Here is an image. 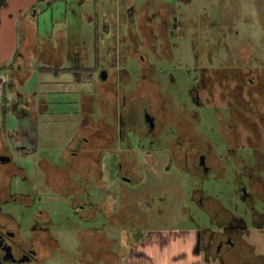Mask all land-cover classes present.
Here are the masks:
<instances>
[{
    "label": "flooded vegetation",
    "instance_id": "obj_1",
    "mask_svg": "<svg viewBox=\"0 0 264 264\" xmlns=\"http://www.w3.org/2000/svg\"><path fill=\"white\" fill-rule=\"evenodd\" d=\"M175 1L136 0L124 7L117 24L112 18L104 23L109 45L93 49L94 77L85 74L92 68L81 65L58 71L73 75L77 85L94 84L93 94L82 95L79 113L68 114L76 116L74 130L58 164L41 157L35 165L41 174L32 180L14 162L5 136L7 121L15 125L36 118L29 111L36 93L25 97L19 90L30 73L26 64L11 68L6 87L12 97L6 106L12 113H0V264H41L55 253L66 254L53 238L52 229L59 226L72 230L78 242L76 251L65 255L68 264L106 259L108 246L101 244L109 228L130 226L126 236L140 241L151 225L146 210L154 208L145 197L159 186L177 184L169 178L172 168L185 176V193L190 189L182 207L184 229L193 236L191 252L199 263L264 264V24L261 38L237 40L222 55L228 31L215 10L220 0H211L212 14L195 21L178 14ZM174 88L185 89L176 101ZM209 109L212 139L196 131L200 112ZM13 134L20 138L26 130ZM15 150L22 157L33 152ZM14 176L26 190L11 193ZM207 181L226 188L209 194L201 188ZM141 196L144 201L137 199ZM5 203L35 207L32 224L19 223L2 209ZM58 203L69 215L62 220L46 209ZM188 203L206 220L193 217ZM128 247L119 241L113 258L123 261Z\"/></svg>",
    "mask_w": 264,
    "mask_h": 264
},
{
    "label": "rangeland",
    "instance_id": "obj_2",
    "mask_svg": "<svg viewBox=\"0 0 264 264\" xmlns=\"http://www.w3.org/2000/svg\"><path fill=\"white\" fill-rule=\"evenodd\" d=\"M173 1V0H172ZM68 7L65 5L63 0H54L52 2V7H42L40 11L37 25L38 32L41 37L47 36V32L54 29L56 31L59 28L67 29L72 27L76 29L80 35V40L87 42L89 46L88 53H90L89 61L84 62V66L88 69L85 73L86 75L96 74V68H94L93 60V36L94 30L97 28L99 34H104L105 31L103 27L104 23H107L116 17L118 13H122L124 1L119 0H87L81 6H78L73 0H68ZM211 0H176V8L178 9V14H183L185 18L195 21L201 16L211 15L212 8L210 7ZM123 5H122V4ZM218 7L215 8L216 12L219 14L220 18L225 21L222 25L223 30L228 31L222 39L221 54L224 55V51L228 48L234 46L235 41L242 40L245 41L247 37L256 38L258 35L261 38V28L264 24V0H220ZM87 13L91 16V20L87 21L81 18L82 14ZM112 18V19H111ZM183 18V17H181ZM184 18V19H185ZM117 29V27H116ZM232 31L229 32V31ZM95 33H97L95 31ZM113 33V31H111ZM234 35L235 37H231ZM108 33H106V37ZM116 40V39H115ZM105 43H109L107 39ZM258 45L262 44V40H258ZM99 49L102 51L105 45L101 40L99 41ZM188 58L187 62H192V51L188 48ZM100 67L103 66L101 63ZM65 67H68L66 63ZM41 80H46V83H38L31 80L25 85V88H20L21 92H32V89L36 93L34 96L37 101L36 107L38 111L36 113V118L31 120H25L14 124H8V133L5 136V140L8 143V148L13 156L14 162L21 166L26 171V177L32 180L34 173L41 174V171L37 166L35 167L37 161L41 157L48 158L53 164H58L61 150H63L66 141L69 139L72 131L74 130V121L76 116L68 115L70 113H79L80 111V98L82 95H92L94 84L77 85L72 79L66 74H61L59 78L55 79L53 77H40ZM35 85H37L35 87ZM10 88L6 87V92ZM184 88L177 91H170L174 96L176 101V95L184 93ZM1 104V103H0ZM188 107L191 106L188 104ZM61 114H67L68 117L61 116ZM201 124L196 131L205 135L207 138L213 137V132L210 129V124H213V112L211 109L202 110L200 112ZM11 123V122H10ZM10 125V126H9ZM23 129L26 130V136L17 138L13 131L21 132ZM31 140V142L29 141ZM17 147H26L27 150H33L31 155L22 157L20 152H16ZM37 168V169H36ZM162 171V170H161ZM174 168L169 170V178L172 177L176 179L177 184H172L171 189H163L155 191V193L150 194V197H145L147 200H151L154 208L148 211V218L150 225V230L152 235L148 238L145 243L148 245L150 241L156 239V247H151L148 245L147 251H150V255H147L145 250H142L145 254H142V263L139 259L135 260L132 264H188L187 262L175 261L170 253L174 250L184 249V240L179 239L175 234H171L173 231L181 230L186 226L187 219L186 213L182 207H185L186 195H189L190 189H187L185 193V187L183 178L185 181V176L180 173H174ZM15 177V176H14ZM13 177L11 182V193L16 190L24 191L26 190V184L18 181V177ZM41 179V177H40ZM149 180V178H147ZM162 182H160L161 184ZM159 184V185H160ZM229 184V183H228ZM227 186L230 187V184ZM187 188H189L186 183ZM181 187V189H180ZM221 187L224 189V185L219 186L214 184L212 181L205 182L201 188L209 194H214L215 190ZM147 188V187H146ZM30 189V187H28ZM148 190H152L153 187L149 185ZM162 189V190H161ZM166 195V198H158L160 195ZM143 196L137 199L139 201H144ZM141 203V202H140ZM191 205L190 203H188ZM156 205H158L156 208ZM35 206H37L35 204ZM3 210H9L11 214L19 223L24 222L25 225L30 226L34 221L33 215L35 213V207L26 208L19 203H5L1 206ZM193 208L191 214L193 217L198 219V216L202 213L199 209ZM49 211H57L60 220L63 216L68 215L65 213L66 206L62 204H54L46 208ZM161 210V212L159 211ZM69 216V215H68ZM133 216V215H132ZM201 221L206 220L205 216H200ZM199 219V220H200ZM101 219H97L93 225L95 227L100 226ZM26 228H23L22 236L23 238L27 235ZM54 234L53 238L56 239L59 247L72 254L76 251L78 247V242L74 236V232L63 226L52 229ZM130 230V226L119 229H107L106 236L109 238H114L115 240L123 241L127 238L126 233ZM159 231V232H156ZM163 231V232H161ZM170 232V233H169ZM164 234V235H163ZM169 234V235H168ZM127 240V239H126ZM131 242L130 239L127 242ZM142 241V240H141ZM115 249V248H114ZM113 249V250H114ZM156 252H155V251ZM66 262L64 257L59 253H55L54 256L41 263V264H60ZM124 264H131L130 257H126Z\"/></svg>",
    "mask_w": 264,
    "mask_h": 264
},
{
    "label": "crops",
    "instance_id": "obj_3",
    "mask_svg": "<svg viewBox=\"0 0 264 264\" xmlns=\"http://www.w3.org/2000/svg\"><path fill=\"white\" fill-rule=\"evenodd\" d=\"M53 1L54 0H0V113H12L6 106L7 102L10 101V98L12 97L10 91L6 92V85L7 81L12 78L11 70L13 68L18 67L22 69L23 64H26V68L30 73L25 77V83L27 84L33 80L39 85L41 82H47L46 80L40 81V79H38L40 77H53L57 79L62 74V72H58L61 71V69H72L76 65L84 66V62L89 61V46L87 42L79 39L80 35L76 30H79V27L73 29L69 26L67 29L59 28L56 31L52 29L47 32V36H40L37 25L39 13L42 11V7L40 6L44 5L46 7H52ZM63 1L68 7V0ZM73 1L78 6H81L87 0ZM135 2L136 0H124L123 4L126 6L134 4ZM121 14H123V11L122 13H118L116 17L113 18L115 24L118 23V19ZM81 16H83L81 18H84L87 21L92 19L87 13H84ZM115 24L111 26L113 29H116L117 27ZM108 29L109 28L105 26L103 27L105 35L109 32ZM95 35L99 37L97 40ZM117 39L118 36L116 37L115 46H118ZM100 40L105 46L109 45V43H105L106 38L104 35L99 34L96 28L93 36V49L95 46L99 47L98 44ZM93 60L94 62H97L95 59ZM66 63L68 64V67H65ZM41 68L49 69L51 71L43 73L40 71ZM68 76L73 81V75ZM76 78L82 80V77L76 76ZM74 83L77 84L76 82ZM36 86L37 85H35V87ZM32 92H34L33 89ZM32 92L23 91L25 97H29ZM37 101L38 100L35 99V104L29 109L30 112L38 111V107H36ZM189 231L190 230H185L183 228L181 230L171 232V234H175L179 239H183L185 241V247L182 250H174L168 253L175 257V261L178 259V261L187 262L188 264H200L198 257L194 256L191 252L194 239L191 234H188ZM152 234V231L149 229L144 238L141 239L142 241L132 242L130 238L131 242H127L129 239L128 237L126 238L127 240L124 239L121 241V244L124 247L129 246V252L125 255L123 261L121 262L112 256V253L116 252V249H118V241L114 238L106 237V241H103L102 244H100L103 245V247L105 245L108 246L109 254L106 259L95 258V264H100V262L102 264H124L126 257H130L131 264L135 262L137 258L139 259V262L142 263V261H145L142 260V254H145L142 250H145L146 253H148L147 255H150V251H147L148 245L153 247V249L156 247V239L153 242L150 241L148 245L145 244ZM112 242L116 244L111 245ZM91 246L95 248V246H97L96 241L92 242ZM65 253L66 254L62 256L66 261L65 255H69V253ZM60 264H68V262L66 261Z\"/></svg>",
    "mask_w": 264,
    "mask_h": 264
},
{
    "label": "trees",
    "instance_id": "obj_4",
    "mask_svg": "<svg viewBox=\"0 0 264 264\" xmlns=\"http://www.w3.org/2000/svg\"><path fill=\"white\" fill-rule=\"evenodd\" d=\"M96 40H97V38H96ZM40 71L41 72H43V73H48V72H50L51 70H49V69H40ZM75 76V75H74ZM79 76V75H78ZM79 79V78H78Z\"/></svg>",
    "mask_w": 264,
    "mask_h": 264
}]
</instances>
